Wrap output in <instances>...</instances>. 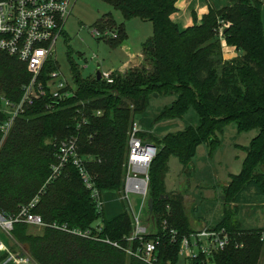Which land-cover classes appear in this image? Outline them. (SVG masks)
<instances>
[{"label":"trees","instance_id":"obj_1","mask_svg":"<svg viewBox=\"0 0 264 264\" xmlns=\"http://www.w3.org/2000/svg\"><path fill=\"white\" fill-rule=\"evenodd\" d=\"M103 1L120 10L125 20L138 17L152 22L153 35L142 48L150 66L112 73V82L97 76L83 79L76 73L72 95L53 98L47 93L24 108L5 139L0 129V212L15 216L39 195L33 212L47 224L34 234L28 232L26 222L15 223L12 234L23 244V252L37 264H152L128 250L158 240L153 264H179L181 240L195 229L184 194L167 191L169 160L176 156L187 167L203 143L211 154L220 146L224 128L234 121L241 131L258 132L245 147L242 171L233 174L223 189L225 208L215 227H226L231 243L213 255L200 254L190 261L264 264V227H243L228 206L250 186L264 196V2L231 0L222 6L211 2L200 19L194 13L193 23L181 28L174 19L179 0ZM95 26L115 28L116 37L106 39L112 46L127 37L125 22L118 23L111 14L98 19ZM222 39L236 47L237 57L224 59ZM53 69L52 61L45 66L41 77L45 84L46 74ZM31 78L26 63L0 51V106L2 98L19 103ZM152 93L175 94L172 103L156 114L155 124L181 118L191 106L199 121L161 137L151 135L152 140L145 132L140 134L158 148L148 171L155 230L129 240L134 224L127 206L107 217L78 165L70 160L56 175L54 166L60 162L61 144L73 140L93 187L100 194L122 190L129 131L135 117L147 111ZM8 117L0 108V124ZM101 217L102 223L96 225ZM55 223L89 230L91 235L79 236L54 227ZM237 243L244 246L236 247ZM8 257V252L0 253V260Z\"/></svg>","mask_w":264,"mask_h":264},{"label":"rangeland","instance_id":"obj_2","mask_svg":"<svg viewBox=\"0 0 264 264\" xmlns=\"http://www.w3.org/2000/svg\"><path fill=\"white\" fill-rule=\"evenodd\" d=\"M230 1L208 0L209 3L212 2V4L219 6L226 5ZM262 1L264 2V0ZM105 14H111L118 23L125 22L127 37L116 46H112L106 38H98L93 34V30L96 28L95 22ZM180 15L187 18L191 16L188 8L185 11L182 10ZM177 21L182 28H186L185 20L183 21L182 17H178ZM224 26L228 27L229 23H224ZM64 28L65 34L57 41L52 63L56 69L65 75L72 87L76 85L74 81L76 73L81 78L88 79L95 77L98 70L124 73L132 67L150 66L144 58L136 56L131 67L123 70L124 65L130 60V54L140 53L144 42L153 35L152 22L141 20L138 17L125 20L120 10L103 0H77ZM100 29L105 31L103 28ZM222 30L223 27L219 30L221 38ZM136 61L142 62L138 64ZM174 98L175 94L171 93H157V96L152 93L150 95L147 111L135 117V122L147 134L146 138L152 140L151 135L161 137L168 132H175L184 129L187 125L198 123L199 117L193 106L181 118L154 123L156 114L165 106L170 105ZM257 132V129L241 131L238 129L237 123L232 121L220 134V146L211 154L208 144L203 143L198 146L193 161L187 167H184L176 156L170 158L165 185L168 192H182L184 194V203L191 224L194 219H196V226L200 225L199 220L205 221L210 227L220 222L225 208L224 186L230 182L233 174L242 171L246 157L245 147L250 144ZM259 192L255 186H250L241 193L240 198L234 204L228 205L234 212L233 219L239 221L246 228L264 226V196H261ZM103 194L107 217L123 210L124 206L129 208L131 203L134 210L140 213L142 225L146 226L149 232L155 230L148 208L149 195L144 199L140 194L130 193L129 203L122 198L124 191H111ZM102 220V217L99 218L95 224H101ZM42 230V227H28L29 233L38 234ZM3 240L14 255L25 250L23 244L14 235L3 237ZM0 264L17 263L14 260L8 261L7 258L0 260ZM23 264L37 263L31 258L30 262H23ZM179 264H191V261L181 258ZM207 264L215 263L208 261Z\"/></svg>","mask_w":264,"mask_h":264},{"label":"built area","instance_id":"obj_3","mask_svg":"<svg viewBox=\"0 0 264 264\" xmlns=\"http://www.w3.org/2000/svg\"><path fill=\"white\" fill-rule=\"evenodd\" d=\"M77 0H0V51L6 52L26 63L32 74L30 82L24 87L22 99L17 104L2 98L0 108L8 114V119L0 124L4 139L8 136L15 118L32 104L37 98L50 94L53 98H63L73 94L70 90L71 84L65 75L58 69L49 71L46 76L47 84L41 78L44 68L52 61L56 52L57 41L65 34V23L72 14ZM101 30L96 27L93 30L94 36L98 38L116 37L115 29ZM115 71L102 72V78L112 82V73ZM101 112L99 111L98 114ZM144 132L142 127L134 122L129 131V150L126 164L125 184L120 192L124 191L123 199L130 203L129 194L137 193L145 199L149 189V166L156 155L158 148L152 150L147 146L151 142L140 134ZM2 142H0L1 147ZM72 160L78 167L85 179L88 188L92 189V196L95 198L99 209L104 207L103 194L93 187L83 166V160L79 156L76 143L73 140L63 142L60 146V162L54 166V175L58 174L62 166ZM147 171L143 172V168ZM53 175V176H54ZM37 195L28 204L22 205L15 216L7 217L0 212V253L8 252V261L14 260L17 264L30 262V256L23 252L14 255L3 237H12L14 225L17 222H26L33 227H45L41 215L34 213L33 208L39 202ZM129 210L133 217L134 229L129 240L142 239L143 234L149 232L148 228L141 223L140 213H137L132 204ZM54 227L84 237H90L89 230L70 229L66 224H53ZM174 232V231H173ZM264 240V232L262 234ZM231 243V234L226 227L217 228L204 226L196 229L190 236L181 240L180 259L191 260L200 254L207 256L224 249ZM118 245V243H115ZM158 240L147 241L136 251L128 250L149 263L157 262ZM244 243H237L236 247H243Z\"/></svg>","mask_w":264,"mask_h":264},{"label":"crops","instance_id":"obj_4","mask_svg":"<svg viewBox=\"0 0 264 264\" xmlns=\"http://www.w3.org/2000/svg\"><path fill=\"white\" fill-rule=\"evenodd\" d=\"M208 3H209L208 0H179V2L177 3L178 11L174 14L175 21L181 27V24L177 21V18L178 17H182L183 21L185 20L186 27L190 26L193 23V21H194V18H193L194 13H196V15L198 16V18L200 19L202 17V15L205 12H207V10H208ZM187 8L189 9L190 14H191V16H189L188 18L185 17V16L183 17V16L180 15L181 12H182V10L185 11ZM222 46H223V50H224V59L230 60V59H233V58H235V57L238 56L239 53L236 50V47L235 46L228 45L225 39H222ZM136 56L137 57L138 56H141L143 58L142 51L140 53H138V54L131 53L130 54V60H128L127 63L124 65V69L123 70H125L128 67H131V63L135 62V61H133V59ZM140 62H142V61H136V63H138V64ZM189 219H190V217H189ZM195 222H196V219H194L193 222H192V224H191L194 229H198L200 227H204V226L207 225L206 222L203 221V220L202 221L199 220V224L200 225H197V226L195 225ZM262 227H264V226H262ZM250 228H252V227H250Z\"/></svg>","mask_w":264,"mask_h":264},{"label":"water","instance_id":"obj_5","mask_svg":"<svg viewBox=\"0 0 264 264\" xmlns=\"http://www.w3.org/2000/svg\"><path fill=\"white\" fill-rule=\"evenodd\" d=\"M98 67H100V65H98ZM96 76H97L98 79H102V72L100 70H98L96 72ZM155 95L157 96V93H155ZM147 146L151 147L152 150H155L157 148V146H156V144L154 142L147 143ZM146 171H147V169L144 167L143 168V172H146ZM148 208H149L150 211H152V209H153V200L152 199L148 200Z\"/></svg>","mask_w":264,"mask_h":264}]
</instances>
